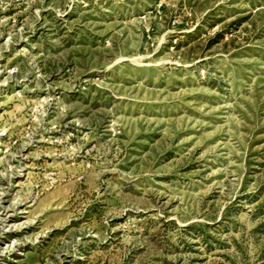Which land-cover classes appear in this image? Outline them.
Masks as SVG:
<instances>
[{"label": "rangeland", "instance_id": "rangeland-1", "mask_svg": "<svg viewBox=\"0 0 264 264\" xmlns=\"http://www.w3.org/2000/svg\"><path fill=\"white\" fill-rule=\"evenodd\" d=\"M0 264H264V0H0Z\"/></svg>", "mask_w": 264, "mask_h": 264}]
</instances>
